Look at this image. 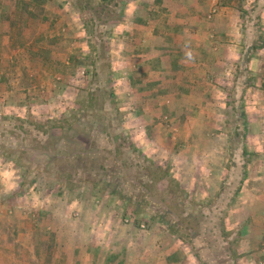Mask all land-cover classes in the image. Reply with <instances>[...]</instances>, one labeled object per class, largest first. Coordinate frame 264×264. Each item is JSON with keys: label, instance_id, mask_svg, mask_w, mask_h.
<instances>
[{"label": "rangeland", "instance_id": "1", "mask_svg": "<svg viewBox=\"0 0 264 264\" xmlns=\"http://www.w3.org/2000/svg\"><path fill=\"white\" fill-rule=\"evenodd\" d=\"M131 2L0 0L1 247L13 244L15 264H22L26 242H44L49 258L57 238L65 244L114 238L135 243L152 231L155 241L184 242L196 264H264V98L251 103L260 99L264 72L253 73L241 61L221 74L222 86L233 94L208 107L207 120L195 122L201 134L185 114L164 113L150 122L154 107L136 102L135 60L128 61L120 31ZM259 30V41H241L243 51L264 47ZM96 35L103 41L97 43ZM100 43L108 70L93 49ZM17 119L66 127L50 129L57 139L40 140ZM14 128L23 132L12 133ZM67 132L72 146H64ZM91 141L88 150L97 158L104 154L97 150L107 151L105 165L117 173L113 183L106 186L101 177L69 187L57 177V163L50 164L52 155L65 167L67 155L83 152ZM147 159L168 175L140 193L135 183L152 176L150 170L145 175ZM108 170L99 173L108 178ZM137 195L145 202L141 211L128 199ZM217 248H223L221 257Z\"/></svg>", "mask_w": 264, "mask_h": 264}, {"label": "crops", "instance_id": "2", "mask_svg": "<svg viewBox=\"0 0 264 264\" xmlns=\"http://www.w3.org/2000/svg\"><path fill=\"white\" fill-rule=\"evenodd\" d=\"M129 7L120 31L125 33L128 61L135 60L131 67L135 91H140L136 102L141 108L150 102L154 107L150 122L164 113L185 114L192 130L201 134L195 122L207 120L208 107L233 94L231 87L222 86L221 74L235 71L241 61L253 73L264 72V47L246 52L241 45L244 38L260 40L264 0H132ZM257 91L260 99H251L253 104L264 98V88ZM149 234L146 241L135 243L114 238L65 244L57 238L49 258L44 242H26L22 264H196L184 242H158ZM1 246L0 264H15L14 245Z\"/></svg>", "mask_w": 264, "mask_h": 264}, {"label": "trees", "instance_id": "3", "mask_svg": "<svg viewBox=\"0 0 264 264\" xmlns=\"http://www.w3.org/2000/svg\"><path fill=\"white\" fill-rule=\"evenodd\" d=\"M103 1H108V0H103ZM111 13H114L113 11ZM111 13H108V14H111ZM96 42L99 43V42H102L103 40L101 39H98L99 37H94ZM103 45L100 43L99 45V50H98V47L97 46H94V50L96 51L97 50V56L96 58H98L100 60V66L101 67H104L105 70H108L111 66L110 62L108 61L109 57L106 56L105 54H103L101 51H102V47ZM257 48H255L256 50ZM104 70V71H105ZM107 94L108 95H113V90L111 88L107 89L106 90ZM6 121H13V119H7L5 118ZM18 121V124H20L21 126L20 127H24L25 125L28 127V129L30 130L31 132V135H32V132L38 136L40 138V140L45 136V137H52V139H57V137H53V132L50 131V129L52 130H55V127L56 128H59V129H62V130H65V127L66 126H58V125H53V126H50L48 127L47 129L45 128V125H38L36 124L35 122L33 123L32 121H23L22 119H17ZM16 121V123H17ZM1 128H5L4 126L0 125ZM15 127V126H14ZM16 131H19V132H23V130L21 129H17V128H14L12 129V133H15ZM64 138H66V144H64V146H72L71 144V140H70V135L68 134V132L66 133L65 136H63ZM24 140V139H23ZM121 141L120 144L121 145H126V148H130V144L128 141H126V139L123 137V136H118L117 138V141ZM41 143H43V141H40ZM75 145H76V142H75ZM94 147V142L91 141V143H88V146L87 148L84 149V151H78L77 154H74V152H70L68 155H67V161H68V165H66L65 167H62L63 166V163H60L61 162V158H58L56 157V155H52L53 158L52 160L50 161V164H55L57 163L58 165V169L60 172V174L57 176L59 177L60 179H64V183L69 185V187H72V186H75L77 183H82V182H92V181H96L99 179H101L102 177V181H104L106 183V186H111L110 185V182H112V176L117 174L116 171H112V170H108V165H105V162H106V153L107 151H99L97 150V152H100V153H104L102 155H100L99 158L96 157V151H89L88 149L90 148L92 150V148ZM78 148V147H76ZM74 149V147H73ZM80 150V149H79ZM25 152L27 150H24ZM89 152L92 156V158L94 160H89ZM48 153V152H46ZM75 156L77 157L76 158V161H78L77 164H75ZM71 157H73V160H71ZM105 161V162H104ZM148 163H144L145 166H144V169L146 170V173L145 175L148 176L149 175V170L150 172H152V176L150 177L149 179V182L148 183H145V184H140V183H135V184H138L141 186L140 188V193L143 192L141 189L142 188H145L147 189V191H152V188L156 182V180L159 178L161 179H166L167 178V175H168V171L162 167H159V166H156V164L154 162H152L151 160L147 159L146 161ZM99 164V167H96V165ZM56 165V166H57ZM60 167H62L60 169ZM99 168H101L102 170H108V171H112L109 173L110 177L106 178L104 176H102V173H99ZM125 170H128L127 168H125ZM155 171V173H159L160 175L158 177H155L153 172ZM63 174H65V178H63ZM106 175V174H105ZM125 178H128L127 175H125ZM160 179V180H161ZM144 182V181H143ZM113 183V182H112ZM139 195H137L136 197V201H134V199H132L131 197H129L128 199H130V204L134 207V210L136 211H141V205H143V201H140L138 199ZM218 249V248H217ZM223 249V248H221ZM221 249H218L217 252L219 253L218 256L221 257L222 254H224V252L221 251ZM215 254V253H214Z\"/></svg>", "mask_w": 264, "mask_h": 264}, {"label": "built area", "instance_id": "4", "mask_svg": "<svg viewBox=\"0 0 264 264\" xmlns=\"http://www.w3.org/2000/svg\"><path fill=\"white\" fill-rule=\"evenodd\" d=\"M214 12V11H213ZM213 12H212V14H213Z\"/></svg>", "mask_w": 264, "mask_h": 264}]
</instances>
